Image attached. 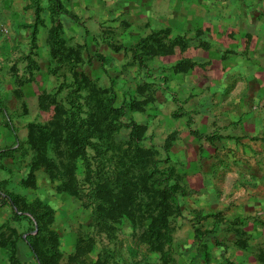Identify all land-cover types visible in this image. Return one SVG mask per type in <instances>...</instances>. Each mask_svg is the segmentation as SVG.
Returning <instances> with one entry per match:
<instances>
[{
    "label": "rangeland",
    "instance_id": "rangeland-1",
    "mask_svg": "<svg viewBox=\"0 0 264 264\" xmlns=\"http://www.w3.org/2000/svg\"><path fill=\"white\" fill-rule=\"evenodd\" d=\"M113 2L106 0L110 15ZM102 4L0 0V38L13 15L19 14L23 29V42L14 49L19 56L0 53V244L17 246L20 237L36 230L35 224L24 227L25 219L15 212L40 214L44 207L39 203L52 210L57 264H240L229 240L199 226L194 191L177 196L178 208L171 200L170 243L152 246L144 237L152 214L148 202L154 187L163 186L158 173L148 184L136 185L141 170L133 165L127 126L144 121L151 79L138 73L143 63L130 59V48L104 41L113 42L116 18L97 26ZM133 101L141 102V111L129 109ZM73 134L77 149L75 140H68ZM34 140L46 142L53 168L41 164L32 169ZM141 144L149 153L143 152L147 172L172 166L164 146L147 137ZM176 177L180 184L183 178ZM9 195L18 197L16 207ZM116 205L125 209L111 210ZM18 255L22 259L21 250Z\"/></svg>",
    "mask_w": 264,
    "mask_h": 264
},
{
    "label": "crops",
    "instance_id": "crops-1",
    "mask_svg": "<svg viewBox=\"0 0 264 264\" xmlns=\"http://www.w3.org/2000/svg\"><path fill=\"white\" fill-rule=\"evenodd\" d=\"M103 2L97 26L116 18L113 42L104 41L130 48L151 79L136 122L195 192L199 226L229 240L240 264H264V0H114L113 15ZM18 17L2 26L1 57L19 56ZM17 246L32 262L25 243ZM0 254L10 264L6 244Z\"/></svg>",
    "mask_w": 264,
    "mask_h": 264
},
{
    "label": "trees",
    "instance_id": "trees-1",
    "mask_svg": "<svg viewBox=\"0 0 264 264\" xmlns=\"http://www.w3.org/2000/svg\"><path fill=\"white\" fill-rule=\"evenodd\" d=\"M114 49L119 50L121 48L118 47ZM128 107L131 111H141L143 106L141 102L133 101L129 103ZM127 128L130 131L128 143L134 146V157L136 161L133 165L136 166L137 169L141 170V172L136 176V185L140 187V185L148 184V182L152 180L157 173L161 176L158 184L162 185L163 188L160 189L154 187V189H156H153V194H151V198L147 206V209L152 213L149 215L150 223L143 233L150 245H158V247H161L163 246L162 243L168 244L171 240L169 216L173 208L172 203L176 208H178L176 202L177 196L187 195L188 192L185 191L182 186H180L176 177V169L174 166H167V168H165V170L161 171L160 173L153 171V169L147 172L146 167H144L146 165L147 157L143 156V152L145 155H148L149 153H146L147 151L142 148L143 146L141 144L145 138L146 127L134 121H130ZM75 139L76 136H74V134L72 136H68V140L70 141ZM77 141L78 138L75 140L74 145L76 149L80 147V144L77 143ZM45 143L46 142L37 143L36 140H34L33 146L36 144H38V146L36 145V155L32 159V169L38 168L41 164L52 168L54 167V161L48 157L47 153L45 152L47 147ZM163 149L167 150V147L164 146ZM8 199L12 202V207H16L15 200H17L18 197L9 195ZM37 204L41 207H44L40 214H36L32 209L23 212L16 208L17 210L15 212L18 213L20 218H24L29 223L35 224L37 227L36 230L33 228L29 230L25 237H20V241L25 243L28 250L30 251L32 262L28 263L27 261L20 259L18 255V248L15 242H11L8 245L6 244L8 250L10 251V264H34V261L36 264H57V260L60 257L59 239L57 233L50 229V225L53 221L52 210L45 205L39 203ZM120 209L124 210L125 208H121V205H116L111 208V210L114 211H119Z\"/></svg>",
    "mask_w": 264,
    "mask_h": 264
}]
</instances>
